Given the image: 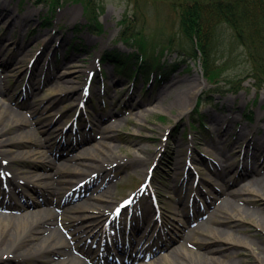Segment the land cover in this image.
<instances>
[{
    "label": "rangeland",
    "instance_id": "rangeland-1",
    "mask_svg": "<svg viewBox=\"0 0 264 264\" xmlns=\"http://www.w3.org/2000/svg\"><path fill=\"white\" fill-rule=\"evenodd\" d=\"M1 5L7 9L6 13H0V45L3 42L7 45L0 52V62H3L4 66L11 67L4 69L0 63V74L7 85L16 87V91L5 95L3 99L12 107V111L29 114L33 100L29 97L28 91L39 88L38 94L41 99L36 101L38 111L33 115L32 120L35 124L38 123L36 119L47 122L57 130L54 134L43 135V139H47L50 145H53L49 152L53 158L52 161L43 160L44 153L49 149L39 148L34 140L35 137L24 138L22 144L21 142L15 144V156L20 155V152L31 151L27 157L22 158L23 161L19 159L10 161V168L22 172V176L44 175L42 178L49 183L42 181L28 183L21 179L17 185L23 190L21 193L26 195L24 198H21L14 190L9 194L10 196H4L8 191L3 189L5 185L0 184V204H6L5 206L10 209L15 207L17 210L11 213L0 211V216H19L33 211L45 212L49 208L55 210L56 217H52V224L47 227L48 231L40 234L39 239L32 238L29 242L26 240L22 242H28L32 246L39 244L41 237L49 236L50 230L54 228L59 231L60 236L66 237L73 244L71 248L70 246L63 248L65 251L77 254L84 264H92L89 259L82 258L79 252L72 249L77 245L78 247L85 245L90 251L89 254H92L98 247L93 244L92 240H99L103 237V229L100 227L90 229L89 220L83 217L84 214L93 213L98 216L99 213L86 211L82 205L95 201L89 198L99 186L100 189L94 196H102L103 200L113 201L115 205L127 201L142 188L145 177L152 172V187L157 194V199H160L159 207L162 209L164 220L163 227L159 230H156V227L151 232L152 242L157 239L158 247L161 242L173 244L172 239L177 237L182 225L186 223V216L192 217L191 212L188 211L191 205H197L200 210V201L206 203V200H202L199 195L201 191L205 194L214 191L218 197L222 185L229 188L231 192L245 189V194L251 187L253 189L251 193H254L256 201L264 203L259 189L252 188L249 182L243 184L237 182L240 174L247 168L246 162L248 161L252 170L255 165V154H258L260 158L264 154V147H262L264 143V89L255 87L251 79L245 81L249 74L246 65H238L225 70L220 79L227 83L212 85L206 78L200 58L193 55L183 56L180 52L178 39H176L180 35L179 19L168 3L158 0H99V5L104 8V11L98 14L102 29L96 31L85 27L87 20L84 16V9L76 2H65L60 9L54 12H51L47 4H38V0H0ZM124 18L129 19L126 26L121 24ZM10 23L13 25L10 26ZM123 31H131L133 34L141 32V37L147 39L148 44L155 45V49L147 52V59H150L148 61L151 62V59H155L153 57L159 56L157 59L159 65L155 64L154 68L163 67L171 71L168 79L159 86L157 85L155 89H153L152 82L149 83L152 85L149 90L150 85L144 88L143 76L138 77L136 84L128 83L121 74L115 71V66L106 61L101 63L105 78L103 80L99 78L98 64L101 62L102 54L118 52L129 57L136 51L130 43L133 40L126 41ZM173 36L176 37L171 44L169 40ZM8 37L11 38L10 41L6 40ZM46 37L53 38L51 44L46 45ZM74 44H81L85 47L82 46L78 54L66 55L67 49ZM162 50H165L163 54ZM37 55L38 61H35ZM56 57L59 59L57 60ZM215 58H220V55ZM217 64L220 66V60ZM92 68L90 95H86L84 82L88 79L87 72H90ZM30 69L34 71L27 79L25 74ZM63 71L67 72L65 76L68 80L75 82L66 85L58 83V86L61 85L63 88V92H54L52 88L57 85L56 79L52 81L50 79L57 78L56 76L61 75ZM189 76L201 85L193 97L184 96L187 111L183 115L177 117L178 109L164 111L152 107V96L158 95L169 84L174 85L177 77L185 80V87L189 86L190 82L187 80ZM115 81L120 82L117 87H113ZM74 90L77 91L74 99L66 96ZM132 95L133 100H129ZM80 97L84 99V103L80 102ZM198 101H202L200 115L194 111ZM113 102L117 103L113 105ZM139 105L144 112L137 114L134 109L140 108ZM99 113H104L103 116L110 113L120 114L117 115L120 126L111 134L110 141L113 146L117 147L113 158L116 159L119 156L123 158V163L112 164L99 178L97 172H92V170L88 173L92 175L91 178H88V174L82 175L84 177L75 176L71 166L79 162L77 157L85 150L80 148L81 150L73 154L70 152L76 146L78 148L80 142L87 140L89 142L85 143L83 149L95 150L94 145L101 141V138H98L101 135L100 128L110 123L104 117L102 119ZM213 115L218 116L220 121L217 118L214 120ZM248 115L253 116V122L246 120ZM229 117L236 118V121L232 123L230 120L222 121ZM7 118L0 121V129H3L0 139L14 141L16 127L6 123ZM96 119L103 121V127H99ZM198 120H202L205 126L200 125ZM229 123L232 128L231 133L226 137L229 148L220 152L214 151L209 146L210 143L224 135V130ZM64 125L65 127L70 125L67 133L60 131ZM74 125L77 126V131L72 133ZM33 126L29 125L28 128L26 126L24 128L25 130L32 129ZM242 131H247L249 134H246L240 144L234 146ZM176 150L181 151L180 157L183 161V169L177 177L173 175L175 169L173 159ZM94 153L100 158L104 157V153L100 150H95ZM135 156L144 160L141 169L129 162ZM222 159L229 160L227 165L231 167L226 171L228 174L224 172L225 177L221 179L213 172L219 167L214 160L220 165L219 160L222 161ZM102 161L100 159L98 162ZM50 183H53V186H49ZM58 186L64 189L56 197L53 188ZM8 187L11 188L9 183ZM174 187L177 192L174 189L171 190ZM161 194L163 199L160 198ZM228 197L238 207H246L242 199L230 194ZM8 198L11 201H6ZM180 198L186 199L185 206L179 204ZM146 200H150V197L144 194L131 204L132 209H137V215H132L131 210V213L122 216V225L127 229L131 226L129 230L133 232L130 235L131 243L136 238L135 227L144 225L145 228L147 227V224H143L138 218L140 212L145 213ZM177 210L180 216L176 215ZM227 211L231 210L227 208ZM154 213L155 210L150 213V219H153ZM253 217L256 215L253 214L246 218L242 223L244 229L234 233L250 240H252L251 235L263 238L264 233L254 224ZM106 218L107 215L100 221V226L104 225L103 228H107V223L110 221V218L105 221ZM110 227L112 228L111 225ZM212 227L220 228L218 225H212ZM200 238L208 240L206 235ZM212 245L221 248V251L216 253L226 256L229 264H256L257 257L262 259V256H257L252 249L244 246L237 245L235 247L237 251L231 256L226 255L229 249L226 248L224 242L216 241ZM179 246L180 240L174 243L168 251H173ZM156 249L157 247L155 249L151 247L152 257H156L155 261L162 256L161 252L154 253ZM52 257L55 261L63 259V256L55 253ZM8 258L12 259L11 256ZM20 261L12 259L4 264H50L43 253L33 257L28 256L25 261Z\"/></svg>",
    "mask_w": 264,
    "mask_h": 264
},
{
    "label": "bare ground",
    "instance_id": "bare-ground-1",
    "mask_svg": "<svg viewBox=\"0 0 264 264\" xmlns=\"http://www.w3.org/2000/svg\"><path fill=\"white\" fill-rule=\"evenodd\" d=\"M0 13L4 14L6 13V7L4 5H1ZM13 24L10 23V26ZM10 37L6 38V40L10 41ZM53 41V38L46 37V45L51 44ZM16 44V42H14ZM22 47L21 44H18V46ZM4 45H0V52L4 50ZM7 69L8 66H4ZM65 70V68H63ZM66 71H63L62 74L56 76L57 78H51L50 81L53 79H56V86L52 88L54 92L57 91L63 92V88L61 85L58 86V83H62L63 85H66L68 83H74L72 80H68L66 78ZM93 74V68L90 69V72H87V74ZM66 78V79H65ZM89 78V77H88ZM177 81L174 80V85L169 84L161 93H159L156 96H152L151 99V105L155 109H162L164 111H172L173 109H178L179 113L177 117H180L183 115L187 110V102L184 99L185 95L192 96L199 91V87L201 84L197 83V80H194L190 76L187 77V80L190 82L189 86L185 87L184 79L181 77L176 78ZM89 80H85L84 85H87ZM81 84V83H80ZM16 89L13 86H9L5 83L4 80H2V76L0 74V121L4 120L5 117H8L6 119V123L13 124L14 127H16V139L14 141H6L4 139H0V172L4 171L5 174L8 172L10 175L6 176L8 179V183L10 182V185L13 187V190L18 192V195L21 196V198H24L26 195L22 194V189H20V186L17 185V183L24 179L25 181H28L33 183V181H42L44 183L47 182L46 179L42 178L44 175H40L39 177H36L34 175H24L27 177L22 176V172H18L16 169L15 171L10 168V161H15L17 159L23 161L25 158L29 155L31 151L28 152H20L18 156L14 155V148L16 147L15 144L20 143L22 144V140L24 138H30L35 137L34 140L36 144L39 146V148H48V152L44 153L43 160H49L52 161L53 158L51 155H49L50 149L53 145H50L49 141L47 139H43V135L46 133L54 134L57 130L52 128V125L48 124L47 122H42L39 119H36L38 123H34L33 115L38 111V106L36 104V101L41 99V96H39L38 91L39 88H34L33 91H28L29 97L32 98V105L30 106L31 112L29 114H23L21 112L12 111L11 106L6 103L5 95H10L12 92ZM3 91L5 92L3 94ZM16 91V90H15ZM56 93V94H57ZM77 94V91H71L68 95L70 99H74L75 95ZM81 98V97H80ZM24 99V98H23ZM80 100V99H79ZM81 102H85L82 98ZM117 102H113V105H115ZM140 106V105H139ZM137 111V114H140L144 112L143 108L140 106L138 109H134V111ZM132 112V111H131ZM141 116V115H139ZM213 119L220 121V118L218 116L213 115ZM106 119V121L110 122L106 127H103V121L96 119V122L100 128L99 133L102 135H99L98 138L101 140L98 144H95V150H100L102 153H104V157L100 158V156L95 155V150L92 148L83 149L85 143H88L89 140L82 141L80 144L70 152L71 154L81 150H85L82 154H80L77 157V162L72 167L73 174L82 176L87 175L90 173V170L92 172H97L98 178L103 174L107 168H109L112 164H121L123 163V158L117 157L116 159L113 158V155H115V149H117L116 146H113L111 144L110 139L112 138V133L115 129H117L120 126V123L118 122L119 119L117 118V115H113L112 113L106 116H102ZM35 120V119H34ZM230 120V123L236 121V118L229 117L228 119H222V121H228ZM224 123V122H223ZM226 127L224 130V135L220 136L219 139L213 140L210 143V147L214 149V151L220 152L223 149L229 148L228 146V135L231 133V124ZM32 125V129H27ZM37 125V126H36ZM26 126V128H24ZM3 129H0V134L2 133ZM55 130V131H54ZM60 131H63V128H61ZM248 132H240L238 138L235 141V145L237 146L240 144L246 137V134ZM249 134V133H248ZM254 139V138H252ZM180 146H182L179 143ZM262 147H264V143L262 144ZM85 148V147H84ZM106 149L103 151L102 149ZM181 151L176 150L175 157L173 159L174 161V173L173 175L177 177L180 174V171L183 169V161L181 159ZM264 153V152H263ZM70 154V155H71ZM258 154H255V165L252 168V170H248V164L245 165L247 168L243 173L240 174L239 179L237 182L244 183L246 181L250 183V186L256 187L259 189V192L262 193V197L264 198V154L260 158V156H257ZM92 159V161H90ZM102 159L103 161L99 163L98 161ZM131 164H134V166L138 169H141V166L144 163V160L142 158H139L138 156L133 157L131 160H129ZM224 164H220L219 167H217L215 175L218 178L225 177L224 172L228 171L230 169V166H227L229 163V160L222 159V162ZM245 168V167H244ZM91 172V173H92ZM228 174V172H226ZM88 174V178H91L92 175ZM252 176V177H251ZM84 177V176H82ZM174 177V178H175ZM251 177V178H250ZM0 182L3 184L6 183V180H4V177H0ZM218 185V184H217ZM49 186H53V183H50ZM221 186V185H218ZM63 187L58 186L54 187L53 191L55 196H59L60 193L63 191ZM100 189V186L95 190V193H97ZM176 190L175 187L171 190ZM11 190V189H9ZM253 189H248L247 194H245L246 190L241 189V191L231 192L229 188H225V186H221L220 196L217 197V194L214 191H211L209 194H205L204 192H200L199 195H201L202 198H206V204L205 209H207V212L203 214V219L201 217L197 218L196 220L188 221L186 222L181 230H179V233L177 237L172 241L173 244H165L161 243L160 247H158V241L155 239L152 242L151 238V232L154 229L153 220L150 219V213L155 210L156 206H154L150 200H146V205L144 207L145 213L143 214V211L140 212L139 218L144 217L143 221L146 222L148 228H146V231L143 230V228H138L139 232L136 234V242L132 244V248L134 251L136 249H140L141 251H147L148 248L156 247L157 245V251H161L163 255L158 259L156 264H229L227 262L226 256L224 257L222 254L218 255V251H221L219 247L213 246V242L221 241L225 243L226 248L229 250L227 251L226 255H234V253L237 251L235 247L237 245L244 246L246 248L252 249L255 254L258 256H262V259L260 260L259 257H257L256 264H264V237H254L251 235L252 240L242 237L241 235L235 234L234 232L240 231L244 228H242V223L248 218L249 216L256 215V217H253L254 224L258 226L260 229H262L264 233V203H258L256 199L254 198V193H251ZM11 192V191H10ZM109 192V191H107ZM95 193H92L89 200L93 199L94 202H86L82 207L86 211H93L98 212V216L91 214H84L83 217L88 219V226H90V229L99 228L103 229L102 234L105 235V232L108 234V239L111 241V243H117V232L112 230V228L109 230L107 228H103L104 225L100 226V221L102 217L109 215L113 213V216H115L116 212L119 211L120 206L116 205L113 201L108 202L107 200H103L102 196L97 197L94 196ZM141 193H143L141 191ZM249 193V194H248ZM212 194V195H211ZM236 196L237 198L242 199L246 204L244 208H240L234 203L233 200L228 197V195ZM104 196V195H103ZM160 198L163 199V195H160ZM208 199H211V202L208 201ZM184 203V199H180V203ZM128 203H124V207ZM55 205V202H54ZM227 208L231 211H227ZM123 211V210H122ZM122 211H119L118 213H122ZM134 212L136 213V210L134 209ZM156 212V210H155ZM178 213V210L176 211V214ZM179 215V213L177 214ZM221 215V216H220ZM56 217V213L54 209L49 208L45 212H31L22 214L20 216H0V264H4V262H7V260H17L18 262L25 261L26 257H33L37 254L43 253L45 256V259L50 262V264H84L81 259L73 254V252L64 250L63 248H67L70 246L71 248V242L64 236L59 235V231L56 229H51L49 236L41 237V241L39 244H35L32 246L31 244H28L29 239H39L38 236L40 234H43L44 232L48 231V226L52 224L51 219L52 217ZM118 220L116 221L118 226L119 223H121V216L118 214ZM109 219V217H107ZM212 225H218L220 228H213ZM115 226V225H114ZM123 229V228H122ZM117 230H121V228L117 227ZM116 230V231H117ZM206 235L208 237V240L206 238H200L201 236ZM8 239V240H7ZM101 237V242H102ZM28 241V242H22ZM180 240V246L175 247L173 251H168L174 243H177V241ZM212 242V244H210ZM109 247L110 244H107ZM177 246V245H176ZM120 250H123L122 247H116ZM131 249V247H129ZM74 250H86V246L78 247L75 246L72 248ZM203 249V251H201ZM89 250V249H88ZM59 254L63 256L61 260L55 261L53 260L52 254ZM226 253V252H225ZM87 255V254H86ZM11 256L12 259L8 258ZM8 258L7 260L5 258ZM230 257V256H229ZM228 258V257H227ZM27 260V259H26ZM137 262V259H131L128 264H134ZM150 264H153V261H149ZM126 264V263H125ZM145 264V263H143Z\"/></svg>",
    "mask_w": 264,
    "mask_h": 264
},
{
    "label": "trees",
    "instance_id": "trees-1",
    "mask_svg": "<svg viewBox=\"0 0 264 264\" xmlns=\"http://www.w3.org/2000/svg\"><path fill=\"white\" fill-rule=\"evenodd\" d=\"M54 10L63 2L82 3L92 29L100 27L99 12L104 8L99 0H39ZM168 3L179 19L181 49L202 60L206 75L214 85L221 84L223 72L231 67L246 65L253 85L264 88V0H158ZM129 19L122 20L123 25ZM129 29V28H128ZM133 33V32H132ZM130 37L131 31L126 32ZM139 44L136 59L146 58L150 44L135 33ZM175 37H171L172 44ZM155 47V45H152ZM220 55V58H215ZM115 63L123 64L120 56L112 55ZM132 56V57H133ZM131 57V59H132ZM220 60V66L217 62ZM143 66V64H142ZM225 68H222V67ZM226 82V81H225ZM244 82V81H243Z\"/></svg>",
    "mask_w": 264,
    "mask_h": 264
}]
</instances>
